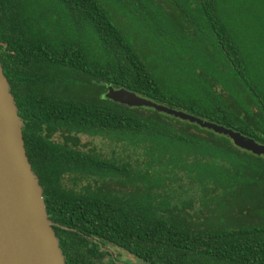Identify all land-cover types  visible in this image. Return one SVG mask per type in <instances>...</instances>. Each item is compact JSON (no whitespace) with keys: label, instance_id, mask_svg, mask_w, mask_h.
Instances as JSON below:
<instances>
[{"label":"trees","instance_id":"1","mask_svg":"<svg viewBox=\"0 0 264 264\" xmlns=\"http://www.w3.org/2000/svg\"><path fill=\"white\" fill-rule=\"evenodd\" d=\"M110 1L145 35L106 0H0V61L66 264H264V219L227 222L218 200L264 189V158L104 96L122 87L264 144V0Z\"/></svg>","mask_w":264,"mask_h":264},{"label":"water","instance_id":"2","mask_svg":"<svg viewBox=\"0 0 264 264\" xmlns=\"http://www.w3.org/2000/svg\"><path fill=\"white\" fill-rule=\"evenodd\" d=\"M105 98L127 107H148L228 137L245 151L264 158V144L217 123L108 87ZM23 122L0 61V264H66L61 240L49 220L43 189L28 160Z\"/></svg>","mask_w":264,"mask_h":264},{"label":"rangeland","instance_id":"3","mask_svg":"<svg viewBox=\"0 0 264 264\" xmlns=\"http://www.w3.org/2000/svg\"><path fill=\"white\" fill-rule=\"evenodd\" d=\"M111 10H113L117 15H119L120 20H122L123 24H125L126 27H129L128 24L131 23L130 29H135L136 26H138V33H133L135 36L138 37L139 35H145V31L142 30V33L139 32L140 26L136 22H134L131 18V20H127L126 16L121 15V11L119 8L117 9L115 4H113L110 0H106V2ZM176 19H181L180 15H172V17L167 16V21H169L173 26H176ZM178 35L176 34V37ZM144 42L148 43L147 40ZM149 45H154L153 40L151 39ZM156 47V46H155ZM97 93L96 90H91L88 94L95 95ZM162 145V146H161ZM161 145H155L158 148L157 149H173V155L178 156L180 149H185L186 147H183V145H175L173 143L168 144V142H162ZM234 146V144H232ZM110 146V143L108 140L103 141V145L100 146V149L108 150ZM191 150V148H188ZM196 151V150H195ZM158 152V151H157ZM129 153H131V150H129ZM139 152L138 154H140ZM144 151H142L141 154H143ZM195 153V152H194ZM130 154H121L120 157L123 158L125 156H129ZM134 155H131L130 160H134ZM150 172V171H148ZM219 202L223 203L224 209L219 210L220 216L222 219L224 218L227 222L230 223H245L247 221H261L264 219V216L259 213L258 205L264 204V189H257L254 188L251 189H241L237 188V192H228L227 194L219 197ZM249 209L253 212V214L245 213V211ZM254 211H259L254 213Z\"/></svg>","mask_w":264,"mask_h":264},{"label":"flooded vegetation","instance_id":"4","mask_svg":"<svg viewBox=\"0 0 264 264\" xmlns=\"http://www.w3.org/2000/svg\"><path fill=\"white\" fill-rule=\"evenodd\" d=\"M129 260V258L128 257H126L122 262H120V263H122V264H132L130 261H128ZM137 264H139V263H137Z\"/></svg>","mask_w":264,"mask_h":264}]
</instances>
